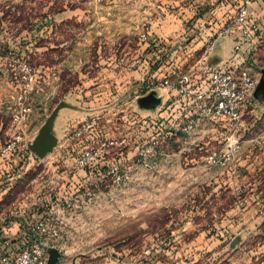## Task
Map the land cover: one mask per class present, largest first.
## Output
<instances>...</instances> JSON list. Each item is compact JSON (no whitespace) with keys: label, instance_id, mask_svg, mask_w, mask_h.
Masks as SVG:
<instances>
[{"label":"rangeland","instance_id":"1","mask_svg":"<svg viewBox=\"0 0 264 264\" xmlns=\"http://www.w3.org/2000/svg\"><path fill=\"white\" fill-rule=\"evenodd\" d=\"M175 1L178 5L173 2L174 9H170L172 11L182 3L198 7L193 17L188 20L189 23L207 9H214L220 1L225 0H207V9L202 6L204 0ZM148 5L149 0H0V147L10 140L12 113L19 107L20 95L21 103L29 108L24 128L25 150L20 151L10 163L6 162L0 167V243L12 236L11 230L6 234L4 228L9 221H19V211L38 199L45 204L48 200L60 198L57 181L71 179L75 174L73 170L61 175V172L67 169L65 160H71L76 155L71 147L77 140H66L67 134L82 123L92 124L88 130L97 132L101 139L111 136L112 139L119 140L120 136L125 135L127 143L122 152L127 153V162L134 161L132 155L138 141L156 135L160 137L161 130L152 128L149 120L165 117L169 112V101L158 102L153 107L156 110L148 111L135 100L136 96L148 93L146 81L157 69V65H153L151 70L143 74L142 71L135 70L136 65H132L134 59L141 58L142 55L151 58L144 41L141 40V34L146 28V15H149ZM185 39L172 44L171 47H174L176 53L166 67L171 69L178 65L184 71L199 75L201 68L213 61L211 56L206 58L207 54H204L201 48V40H193V37ZM246 45V49H250L252 53L249 65L258 71L264 69V37H252ZM225 46L230 48L229 39L226 37L220 47L221 51ZM221 51L219 54L223 56ZM24 65L32 69V79L29 81L24 78ZM161 89L162 87L158 86L155 93L159 94ZM60 102L68 103L74 108L62 110V116L57 118L53 126L57 143L44 157L39 158L28 149V144L34 140ZM243 125L240 129L248 127L250 131L264 135V103L253 98L244 113ZM84 135L85 133L80 136L81 139ZM243 136L244 134H241L240 144L245 140ZM163 143L165 142L159 145ZM216 146H212L209 152L218 148ZM75 148L81 147L79 145ZM117 149L118 147H114L115 152ZM195 149L197 153L194 157H198L197 159L209 153L205 148ZM254 152L261 156L260 160H264V140ZM117 157L115 153L111 162L118 161ZM177 158L180 162L186 161L184 154L178 155ZM98 172L105 174L104 180L111 181L107 168L105 172L94 171L95 179L102 178L96 175ZM126 172L128 178L125 183L131 179L134 170L129 167ZM160 173L165 175V171ZM81 177L77 175L75 179ZM253 180L254 177L250 182ZM257 182V203L239 202L240 208L255 207V210L264 212V177L257 179ZM165 187H159L160 195H165ZM111 188L115 193H119V187ZM123 188H126L128 199H117L107 203L106 207L113 214L119 210L127 213V220L121 226V231L117 224H111L115 227L111 228V234L107 233L104 237L103 222L99 218L103 203H80L76 210L87 213L80 220L82 226L79 228V234L75 235L74 240L71 239L75 243L79 242V248L69 254L68 251H59L55 264H72L74 256L78 257L77 264H136V261L144 263L149 261L153 247H165L168 239L172 238L171 233L167 232V225L180 223L185 210L195 206L204 208L206 205H213L183 201L172 204L165 200V196H159L160 200L155 203H140L135 202L132 196L133 184ZM254 191L255 189L244 191L239 200ZM130 196L132 198H129ZM152 206L157 214L146 224L148 227H158L157 234H143L141 231L145 228L135 226L134 211H150ZM88 223H94L96 226L91 234L86 232ZM91 235H94V241L87 244L86 238ZM250 236L248 245L252 247L263 242L264 225ZM240 252L243 254L246 251ZM255 257H258L257 261L264 260V249L258 251ZM239 259H242L241 256ZM121 260L125 262L121 263Z\"/></svg>","mask_w":264,"mask_h":264},{"label":"crops","instance_id":"2","mask_svg":"<svg viewBox=\"0 0 264 264\" xmlns=\"http://www.w3.org/2000/svg\"><path fill=\"white\" fill-rule=\"evenodd\" d=\"M212 1L213 0H211V2ZM239 1L240 0L220 1L214 9H207L206 5L209 4V1L204 0L202 6H205L207 11H204L203 14L193 18L188 23V20L193 17L195 10H197L196 8H198L196 5H185V3H182L176 10L172 11L170 9H174V4L178 5L175 0H149V15H146V29H148L152 37L170 45L179 40H186L185 37H193V40L197 38L201 40L202 50H204L208 41H212L215 38V42H213V45L210 46L205 53L207 54L206 58L211 56L213 62L226 60L231 56L234 41L243 36V31L241 29H234L225 34H220L219 32L226 22V19L234 15ZM173 2L174 4H172ZM211 2L210 4H213ZM193 3L195 4V2ZM263 8L264 0H258L252 3L250 7L252 16L255 18L261 15ZM202 9H204V7H202ZM225 37L229 39L230 48L225 46L221 51L220 47L223 45ZM254 37H264V34H256ZM220 51L223 56H220ZM174 53H176V50ZM172 58L173 54L168 56L165 60L169 63V60H172ZM177 67L179 66L176 65L175 68L173 67L171 69L165 67L163 74L176 70ZM135 68L136 71L140 70L143 74L148 72L147 66L143 67L141 65ZM251 69L258 84L261 77V69L259 71L255 70L253 67H251ZM157 76L161 78V73H158ZM147 87L148 93L151 91L155 92L157 88L148 85ZM148 93L136 96L135 100L137 101L138 98ZM174 94V88H162L159 94L155 93L156 97L159 99V103H164ZM253 98L264 103V92L259 91L256 94L254 91ZM63 109L65 108L58 111L55 121L62 116L61 112ZM144 110L153 111L156 110V108L144 107ZM69 133L67 135H69ZM241 134H244L243 138H245V140L240 144L234 161L229 163L226 167L208 164L205 161V156L199 159H197L198 157H194L197 153L196 147L199 150L205 148L207 152H209V149L214 145H217L216 147L218 148L212 150L221 148L226 140L225 133L220 134L219 131H217L209 134H201L199 131H196L194 134H181L179 139L168 140L163 143L165 145H159L156 148L155 154L144 163H138L136 161L127 162L130 168L134 170L131 179L127 183L115 184L112 181L104 180L105 174H101V172H98L96 175L102 176V178L98 177L95 179L93 177L94 171L102 170V172H105V165L111 163L112 156L115 154L114 149L109 150L100 161H97L92 168L86 169L85 172L83 171L82 174L81 170L74 169L73 156L71 160L68 158L65 160V167L67 169H64L61 175L72 172L73 170L75 174L71 176V179H66L67 181H63L62 179L57 181L56 184L60 189L58 194H60V198H63L69 193H76L78 192L79 186L85 181V178H91L94 184L93 195L86 200L85 198L83 200L81 192L79 195L83 200L81 203L85 201L89 203H95L97 201L103 203V207L101 208L102 213L99 214V218L100 221L103 222L102 232L104 237H106L105 234L107 233L108 235L111 234V228L115 227L111 224H117L119 231H121V226L126 223V212L119 210L117 213L113 214L110 213L106 207L107 203L117 199L119 201L128 199L125 192L126 188H123L128 184L134 185V195L132 196L135 202L155 203L160 200L159 196H165V200L172 204L176 201L213 204L206 205L204 208H197L195 206L190 210H185L180 223L176 222L167 226L165 225L167 232H170L172 236V238L168 239L167 245H164L165 247L160 245H158V247H153L154 249L152 248L151 256L148 258L149 261L144 263L142 261H136V264H237L238 262L257 264L263 261V259L257 261L256 259L258 257H255V255L258 251L264 249V241L258 243L256 247L248 245V242L250 241V235L264 225V212L255 210V207L249 208L245 206L240 208L239 202H254L259 197L257 179L260 180V178L264 177V160H260L259 157L261 156L256 155L254 149L262 143L264 135L250 131L248 127H244L240 129V131L238 130L237 135L239 139L241 138ZM98 139H100L98 133L91 130L85 133L83 139H81V137L74 139L77 140V142L73 144L71 149L73 153L76 154L82 149L94 145ZM108 139H112V137L109 136ZM119 139H125L127 143V137L125 135L120 136ZM66 140L72 141L68 138ZM79 145L81 148L76 149L75 146ZM120 151H122V149ZM122 154L127 156V153L124 151ZM180 154H184L186 161H178L177 157ZM1 166L2 165H0V167ZM161 171H165V175H162V173H160ZM77 175L80 177L83 176V178L81 177L77 180L75 179ZM252 177H254L255 180L251 183L250 179H252ZM164 185L166 186L165 195H160L159 187ZM116 186L119 187L118 194L112 191L111 188ZM254 189L255 191L253 193L250 195L245 194L241 200H239V196H241L244 191H252ZM132 196L129 198H132ZM46 199L47 197L45 200ZM52 203L53 201L48 200V203L44 204L38 199V201L30 203V205L19 212H24L30 219L37 218L45 212L44 210L52 206ZM153 208L154 206H152L150 211H139L137 209L134 211L135 226L145 228L141 231L143 234H157L158 227H152V225L148 227L146 224L148 220L151 219L152 221V219L156 217L157 212H155L156 210ZM82 212L83 211L76 210L75 208L74 211L62 217L58 225L57 235L50 238L48 241L50 246L49 249L54 248L57 251L63 252L68 251L69 254L76 250L75 248H79V242L75 243L71 241V239L74 240L75 235L80 232L79 228L82 226L80 225V220L87 213ZM100 223L101 222H99V224ZM143 223H145V225ZM22 225L23 221L21 219H19V221H9V224L4 228V233L7 234L11 230L12 236L9 238H16L19 240V231ZM86 226V232L90 234L96 228L94 223H88ZM89 241H94V235L86 238L87 244H89ZM156 241L158 242V240ZM240 251L246 252L241 254L242 252ZM164 254L166 256H164ZM78 255H81V253H78ZM240 256L242 259H239ZM253 257H255L254 260H252ZM77 259L78 257L76 258V256H74L72 264H77ZM47 260L48 252L46 263ZM120 262L122 263L125 261L121 260Z\"/></svg>","mask_w":264,"mask_h":264},{"label":"built area","instance_id":"3","mask_svg":"<svg viewBox=\"0 0 264 264\" xmlns=\"http://www.w3.org/2000/svg\"><path fill=\"white\" fill-rule=\"evenodd\" d=\"M258 0H240L234 15L229 16L220 29V34H225L234 29H241L243 36L234 41L231 56L226 60L215 61L204 65L199 75L192 74L177 67L176 70L165 72L166 58L174 54L175 49L168 43H163L154 38L148 29L141 34L146 51L151 58L142 55L134 59L132 65L143 66L151 60L152 65H157L155 73L149 75L152 86L162 88H174L175 94L167 99L169 112L165 117H155L149 120L152 128L161 130L160 137L153 136L147 140L136 143L133 153V162L144 163L152 157L159 143L168 140H177L181 134H209L219 131L225 133L226 140L221 148L212 150L205 155L208 164L226 167L231 163L240 147L237 135L240 126L243 125L244 113L253 101L256 88V79L249 65L252 53L247 50V42L256 35L264 34V8L261 15L253 17L250 11L251 4ZM215 38L208 41L204 47V54L213 45ZM149 51H148V50ZM31 67L23 66L25 80L32 79ZM161 73V78H158ZM25 91V90H24ZM19 107L12 113V134L10 140L0 147V165L10 163L20 151L25 150L24 128L29 115V108L21 103L22 96L18 97ZM165 101V102H167ZM163 118V119H162ZM90 125L82 123L67 135L74 140L83 133L90 132ZM158 134V135H159ZM126 144L125 139H98L91 147H86L76 153L73 167L84 171L100 161L109 150L118 147V161L105 165L107 174L111 175V181L115 184L123 183L128 178L126 172L130 165L126 156L120 151ZM27 149V148H26ZM124 159V160H121ZM91 178H86L79 186L78 192L69 193L63 198H56L52 206L44 210L37 218H29L24 212L18 216L23 221L19 231L20 239L11 244L10 238L2 243L6 249L0 253V264H46L49 239L58 233L59 222L66 214L71 213L81 203L90 198L93 193ZM83 195V200L79 193ZM17 244V245H16ZM260 261L257 264H263ZM237 264H248L238 262Z\"/></svg>","mask_w":264,"mask_h":264},{"label":"water","instance_id":"4","mask_svg":"<svg viewBox=\"0 0 264 264\" xmlns=\"http://www.w3.org/2000/svg\"><path fill=\"white\" fill-rule=\"evenodd\" d=\"M261 77L258 81L257 88L255 90L256 94L264 92V69H261ZM138 104L141 107H154L159 99L156 97L155 92L151 91L148 94L138 98ZM62 108H74L65 102H60L48 116L39 132L35 136L34 140L28 144V149L34 153L37 157L42 158L45 154L57 143V137L54 133L53 126L55 118L58 114V111ZM59 256V251L54 248L48 249V260L46 264H55Z\"/></svg>","mask_w":264,"mask_h":264},{"label":"trees","instance_id":"5","mask_svg":"<svg viewBox=\"0 0 264 264\" xmlns=\"http://www.w3.org/2000/svg\"><path fill=\"white\" fill-rule=\"evenodd\" d=\"M147 50H148V49H147ZM148 51H149V50H148ZM147 61H148V64H147L148 69H147V70L149 71V70L152 69V66H153V65L151 64V60H150L149 58L147 59ZM143 67H146V64H144ZM146 84H147L148 86H152V85L155 84V81L150 82V81L147 79ZM145 92H146V90H145ZM17 241H19V240H17L16 238H12V239H10V243H11V244L16 243ZM3 249L5 250V249H6V246H5L3 243H0V253L3 251Z\"/></svg>","mask_w":264,"mask_h":264}]
</instances>
